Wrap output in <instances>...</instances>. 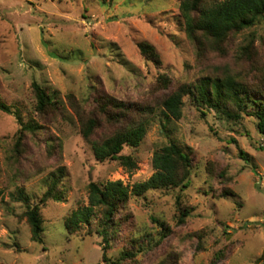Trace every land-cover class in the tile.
<instances>
[{
    "label": "rangeland",
    "instance_id": "1",
    "mask_svg": "<svg viewBox=\"0 0 264 264\" xmlns=\"http://www.w3.org/2000/svg\"><path fill=\"white\" fill-rule=\"evenodd\" d=\"M138 42L155 48L158 68L140 55ZM222 48L223 53L197 55L183 31L178 0H0V100L24 123L39 126L14 153L20 125L14 114L0 111V264H104L95 233L99 208L89 226L73 234L65 230V218L88 206L90 182L102 186L119 179L131 187L146 181L153 152L171 142L191 157L189 184L130 193L114 216L106 255L138 250L123 264H260L264 132L255 117L227 120L185 96L180 119L157 110L140 144L124 147L121 153L137 162L129 171L118 161L95 159L65 99L73 95L85 111L93 107L87 101L95 90L125 102L156 104L164 93L153 85L158 74L175 85L226 75L250 88L261 84L264 17L229 34ZM34 81L63 101L61 113L37 115ZM60 167L63 199L40 207L43 243H36L14 196L22 188L37 202L47 175ZM182 207L190 213L178 223ZM161 223L169 227L165 238Z\"/></svg>",
    "mask_w": 264,
    "mask_h": 264
},
{
    "label": "trees",
    "instance_id": "2",
    "mask_svg": "<svg viewBox=\"0 0 264 264\" xmlns=\"http://www.w3.org/2000/svg\"><path fill=\"white\" fill-rule=\"evenodd\" d=\"M178 9L183 31L196 47L197 55L206 51L223 53L222 45L229 34L251 28L264 17V0H178ZM137 48L144 60L157 68L161 65L160 56L152 45L138 42ZM153 85L164 92L156 104L125 102L95 90L87 101L93 107L90 111H85L73 95L65 96L78 117L79 133L90 144L95 159L114 160L129 171L135 169V158L121 153L124 147L132 148L140 144L146 135L147 125L157 110H161L166 117L180 119L185 96H188L196 107L205 106L227 120H239L243 115L253 116L257 119L258 129L264 132V78L261 84L253 88L231 75L222 78L203 77L199 83L191 86L185 83L175 85L167 75L158 74ZM31 89L37 115L49 116L62 112L63 101L57 95L48 93L35 81L32 82ZM0 111L14 114L20 125L13 148L14 153H18L25 134L35 133L39 126L36 122L24 123L19 114L14 113L11 107L1 100ZM191 166L189 153L171 142L153 152V172L144 182L134 183L131 187L119 179L108 180L102 186L90 182L88 206L72 211L65 218V230L73 234L81 225L89 226L91 217L99 208L102 218L95 233L101 238L102 262L123 264L125 260H133L138 250L121 251L118 257L106 255V250L110 248L109 229L114 225V216L125 206L130 193L142 196L149 190L186 187L189 184ZM64 176V167L48 174L45 191L37 202H32L30 195L22 188L17 189L15 193V201L24 208L23 216L30 227L31 240L36 243H43L44 229L40 207L48 201L60 202L63 199L59 186ZM189 213L188 208L182 207L177 222H184ZM152 220L158 222L154 218ZM161 228L165 230V234H162L165 238L169 227L161 223ZM260 264H264V257Z\"/></svg>",
    "mask_w": 264,
    "mask_h": 264
}]
</instances>
